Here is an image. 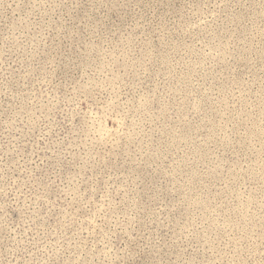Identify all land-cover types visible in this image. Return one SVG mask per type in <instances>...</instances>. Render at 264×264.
Wrapping results in <instances>:
<instances>
[{
	"label": "rangeland",
	"instance_id": "rangeland-1",
	"mask_svg": "<svg viewBox=\"0 0 264 264\" xmlns=\"http://www.w3.org/2000/svg\"><path fill=\"white\" fill-rule=\"evenodd\" d=\"M0 264H264V0H0Z\"/></svg>",
	"mask_w": 264,
	"mask_h": 264
}]
</instances>
